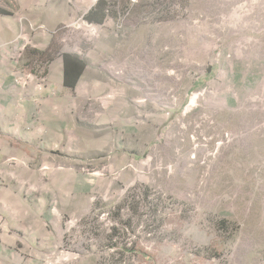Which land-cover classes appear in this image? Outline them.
Here are the masks:
<instances>
[{"label":"rangeland","instance_id":"obj_1","mask_svg":"<svg viewBox=\"0 0 264 264\" xmlns=\"http://www.w3.org/2000/svg\"><path fill=\"white\" fill-rule=\"evenodd\" d=\"M19 1L41 113L0 150V264H264V0Z\"/></svg>","mask_w":264,"mask_h":264},{"label":"crops","instance_id":"obj_2","mask_svg":"<svg viewBox=\"0 0 264 264\" xmlns=\"http://www.w3.org/2000/svg\"><path fill=\"white\" fill-rule=\"evenodd\" d=\"M8 5H11V8L16 11L15 13L20 11L19 0H0L2 12H7ZM11 16L12 13L10 16L0 14V150L3 149L2 146L7 144L8 141L22 138L21 133L28 137L31 135L35 137V129L32 134L26 132L25 122L32 121L34 123L38 120L41 113V93H37L31 86L25 89V86L20 87L14 83L20 75V67L26 64V52L25 42L19 41V36L24 30L20 23L21 19L18 17L11 18ZM67 56L70 59L74 58L70 55ZM53 60L54 56L48 58V62ZM55 60H58V58L56 57ZM29 61L32 64L36 63L37 59L31 58ZM59 68L61 73L59 83L49 84L48 92L56 91L59 85L66 90L73 89L67 88L64 85L65 61L59 64ZM83 75H81L77 84L81 83ZM13 143L21 144L17 142ZM5 157H2V161ZM14 157H17V162L25 161L26 158L25 155L20 154Z\"/></svg>","mask_w":264,"mask_h":264},{"label":"trees","instance_id":"obj_3","mask_svg":"<svg viewBox=\"0 0 264 264\" xmlns=\"http://www.w3.org/2000/svg\"><path fill=\"white\" fill-rule=\"evenodd\" d=\"M95 12H91L88 17H87V22L90 24H96L99 23L97 22V18L95 16ZM1 15H8V12H2L0 11ZM65 61V80H64V85L67 88H74L85 71V64L79 61L77 58H72L70 59L69 56L64 57Z\"/></svg>","mask_w":264,"mask_h":264},{"label":"built area","instance_id":"obj_4","mask_svg":"<svg viewBox=\"0 0 264 264\" xmlns=\"http://www.w3.org/2000/svg\"><path fill=\"white\" fill-rule=\"evenodd\" d=\"M39 89L41 90V86H39Z\"/></svg>","mask_w":264,"mask_h":264}]
</instances>
